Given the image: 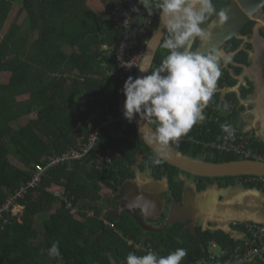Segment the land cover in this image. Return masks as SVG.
Listing matches in <instances>:
<instances>
[{"label": "trees", "instance_id": "obj_1", "mask_svg": "<svg viewBox=\"0 0 264 264\" xmlns=\"http://www.w3.org/2000/svg\"><path fill=\"white\" fill-rule=\"evenodd\" d=\"M88 1L0 0V73L10 75L8 83L0 79V207L31 180L36 165L47 164L46 160L53 155L79 149L101 128L107 115L117 111L121 81L115 72L119 69L115 55L108 56L106 48L113 49L120 42L122 30L115 24L112 13L123 1L103 0L107 7L105 14L93 11ZM230 3L231 0H213L217 12ZM17 4H21V12L27 14L29 26L16 21L5 32ZM138 4L143 9V5ZM153 13L157 27L159 16ZM215 18L213 15L201 27ZM248 29L249 25L244 29L246 35L251 34ZM32 33L36 34L35 39ZM136 33L130 47L133 53L139 54L144 39L149 41L153 33L143 35L139 30ZM234 40L238 48L242 41ZM198 46L199 42L194 49ZM167 55L168 50L161 46L151 71ZM248 60L245 50L234 57L237 63H248ZM230 68L237 75L241 74V68ZM69 72L79 73L80 80L67 77ZM236 83L225 69L221 71L216 88L220 90ZM80 94L88 97L85 110L80 109V104L76 106ZM225 104L221 95L214 92L205 109L206 119L194 125L183 136L186 140L174 144L175 148L206 162L241 160L235 155L214 153L189 140L190 136L214 140L222 134L224 122L219 112L225 109ZM34 114L38 116L36 120L19 125L20 120ZM94 115L99 116L95 122L91 121ZM152 126L156 128L155 124ZM120 129L101 128L97 145L85 159L66 161L48 169L41 185L21 202L25 206L22 223L18 219H11L5 225L0 223V264H122L129 252L138 256L145 254L144 248L138 249L137 244L153 248L161 256L183 248L187 255L181 264H198L206 261L207 244L211 240H217L224 248L237 245L223 232L198 230L199 239L188 225L177 224L168 231L146 232L127 213L116 218L109 209L114 206L115 199L105 200L103 191L115 192L122 188L136 178L137 168L144 173L151 171L157 180L168 178L167 201L170 202L173 198L182 200L185 177L195 178L201 190L212 182V179L186 174L162 159V163L154 165L153 159L159 157L137 136L134 121L129 131L123 133ZM201 132L204 138L200 137ZM259 152L264 153V148ZM108 153L113 161L100 170L98 157ZM229 178L237 181L245 180L246 176L220 178L219 181ZM53 186L65 189L76 214L47 192ZM55 206L56 212L42 226L43 242L34 243L29 230L33 229L35 217L45 215ZM167 218L163 214L162 219ZM57 241L62 256L53 259L48 256L47 249ZM257 264H264V259L257 260Z\"/></svg>", "mask_w": 264, "mask_h": 264}, {"label": "clouds", "instance_id": "obj_2", "mask_svg": "<svg viewBox=\"0 0 264 264\" xmlns=\"http://www.w3.org/2000/svg\"><path fill=\"white\" fill-rule=\"evenodd\" d=\"M138 2L147 10L146 15L151 16L154 11L158 13L161 25L166 30L162 47L168 50V55L150 73L146 68L138 67L148 75L129 76L125 80L121 90L125 96L123 116L130 123L139 116L140 120L155 124V141L168 145L186 136L194 125L206 119L204 109L212 99L221 76V57L215 51H193L192 46L196 38L207 39L209 33L201 25L208 22L210 17L217 15L221 22L227 17L223 12H217L213 0ZM132 11L138 9L134 7ZM230 59L225 58V62ZM227 107L225 104L224 108ZM221 130L228 136L233 134L229 124H222ZM160 163V158L153 159L154 165ZM47 254L53 259L61 258L58 241L51 244ZM186 255L187 250L183 248H177L166 256L148 249L139 256L129 252L122 264H181Z\"/></svg>", "mask_w": 264, "mask_h": 264}, {"label": "crops", "instance_id": "obj_3", "mask_svg": "<svg viewBox=\"0 0 264 264\" xmlns=\"http://www.w3.org/2000/svg\"><path fill=\"white\" fill-rule=\"evenodd\" d=\"M88 5L98 14L107 13V7L104 5L103 0H89ZM242 9L245 11L244 8ZM223 28L216 26L212 30H207L209 33L207 39L202 40L197 38V42H199L198 51L202 52L203 48L208 47V52L215 51L218 53L221 57L219 62L221 71L228 69L232 77L237 81L235 86H227L220 90L217 88L215 89L216 93L219 91L218 93L221 95L222 102L230 106L228 109L220 111L219 117L223 120L224 124H229L233 129L250 135L253 138L255 148L260 151L264 148V35L257 32L254 35V39L249 41L251 48L249 46L245 50L249 54V62L242 64L234 61V57L239 52L243 51L244 47L242 46L238 50L231 49L228 43L233 39H229V41H227L228 43L225 44L217 43L213 47V42L217 39V30L221 31ZM246 42H248V40H246ZM104 48H106V46L102 48V52ZM192 50L197 51V49L194 50L193 48ZM227 57L231 58L229 62H225V58ZM231 66L241 68V74L237 75L235 70L230 68ZM112 72H115V70ZM67 77L76 81L80 80V75L76 72H69ZM97 78H99V75H97ZM24 99H26V97H24ZM76 99V106L80 104V109L85 110L84 103L88 97L80 94ZM37 118L38 116L34 114L22 121L25 122L24 125H26L29 121L36 120ZM98 119L99 116L94 115L91 121L95 122ZM17 164L18 162H16V165ZM134 179L135 186L137 185L139 188L132 186L133 188L128 190L126 198L130 200L126 202L130 203L132 201L131 199L135 197L134 193H136L137 189H142L144 186L145 188H149L147 199L148 206L151 207L153 203L152 195L155 194L154 190L161 187L160 181L153 176L151 171H146L144 173L139 169L136 170V178ZM165 180L167 181V179ZM184 181L185 187L191 190V194H188L187 197L190 200H188L189 210L192 209L191 212L194 213L196 218V224H194L196 234H198V230L203 232H223L234 240H241L244 236L243 233L240 232L241 230L235 228L234 224L236 222L264 223V188L262 186L258 184L248 186L243 180L237 179L236 183L233 185H229L228 183L224 186L221 184L220 187L218 183H215L210 186L208 190H204L200 193L195 190V187L198 185L196 179L193 180L190 177H185ZM167 182L166 183L169 184V180ZM225 187L227 189H225ZM112 193L115 195L113 198V200L115 199V204L109 209L112 213L113 210H116L115 208H117L118 205L119 216L113 215L116 218H120V216L122 218L123 214L126 212H120V203L118 201L119 192L115 191ZM166 204L165 201L162 205L158 204L160 211L166 208ZM150 207L147 208V210L140 209V218L144 219L145 222L151 221L146 220V214L144 213V211L150 212ZM56 209L57 206L51 208L45 215L43 214L35 217L33 229L29 230L30 237L34 243L40 244L43 242V235L41 232L42 226L46 219L56 212ZM154 210L155 209H153V211ZM161 213H165V215L169 216L170 208H166ZM23 216L24 212L19 218V222L21 223ZM200 219L202 220V225L197 223ZM197 238L200 239L201 237L198 235Z\"/></svg>", "mask_w": 264, "mask_h": 264}, {"label": "built area", "instance_id": "obj_4", "mask_svg": "<svg viewBox=\"0 0 264 264\" xmlns=\"http://www.w3.org/2000/svg\"><path fill=\"white\" fill-rule=\"evenodd\" d=\"M122 4L118 6L114 12L113 20L122 30L120 42L113 49H107V55L116 57L118 72L116 76L121 81L118 92V106L116 112H110L102 123L101 128L115 127L120 129L121 132H127L130 129V122H128L123 116V105L125 96L122 93V88L125 80L129 77H136L137 70L140 67L142 58L144 56L148 41L144 39L142 52L135 54L131 50V43L133 41L134 30L136 26V19L139 12L142 10L141 6L136 0H122ZM137 8L138 11H132L133 8ZM156 15L153 13L151 16L148 14L143 17V25L139 29L143 35H148L149 32H154L156 29ZM126 66H131L128 68ZM206 110H204V113ZM101 128H98L91 134L88 143L83 144L79 149L68 151L62 155H53L46 160L47 164H38L35 166L31 180L13 195L0 207V223L5 225L10 222L11 219H19L20 215L25 210V206L21 203L24 201L31 190L37 189L48 169L57 166L60 163L66 161H79L85 159L93 148L97 145L99 140V132ZM233 129V128H232ZM200 137H203L201 132ZM186 140L185 137L179 138L176 142L171 144L181 143ZM189 140L193 141L197 146H203L214 153L222 155H235L241 159H252L264 162V153H260L254 146L253 138L245 133H242L236 129H233V134L228 136L226 133L218 135L214 140L199 139L195 136H190ZM98 168L101 170L107 163H112L111 153L108 155L98 157ZM247 184H258L264 188V176H247L245 179ZM47 192L52 194L55 198L61 200L66 204L67 210H72V214H76L77 210L73 207L70 198L66 194V191L62 187L53 186L47 189ZM75 209V210H74ZM235 228L241 230L243 238L241 240H235L237 245L232 248H224L217 240H211L207 244V259L204 262L198 264H257V260L264 259V223L256 222H236ZM131 244H134L131 242ZM138 249L144 248V250L152 249L142 245L136 246Z\"/></svg>", "mask_w": 264, "mask_h": 264}, {"label": "water", "instance_id": "obj_5", "mask_svg": "<svg viewBox=\"0 0 264 264\" xmlns=\"http://www.w3.org/2000/svg\"><path fill=\"white\" fill-rule=\"evenodd\" d=\"M263 7L264 0H234L233 3L229 7H227L223 12L227 17V19L223 22L227 21V25L221 31L217 30V39H215V41L213 42V47L217 43H228L227 41H229V39L231 40L236 37L245 27V25H247L251 21V17H254L256 14H258ZM242 8H244L245 11H243ZM145 15V11L141 10L139 12V15L137 16V19L135 21L137 26V29L135 30V35L137 34V30L142 27L143 17ZM217 21L220 23V18H218ZM164 34H166V30L161 25V22H159L156 27V30L153 32L151 38L148 41L144 56L140 64V67L146 68L149 73L153 68L158 52L162 46ZM207 48L208 47L203 48L201 53H208ZM148 72H141L138 69L136 77L146 76L149 74ZM134 126L137 136L145 143L146 146L153 150L160 159H162L165 163L169 164L170 166H173L193 177L220 179L226 177L240 176H264L263 161L241 159L231 162L214 163L193 159L188 155L182 154L171 143H169L168 145H161L159 142L155 141V128L148 121H142L140 120L139 116H137L134 120ZM134 181L135 179L126 182L122 186V188L117 190L119 192L118 201L120 203V212H126L127 214H129L137 222V224H139L146 232L168 231L171 230L176 224H183L190 226L193 235L198 237L194 225L196 224V218L194 216V213L191 212L192 209L189 210L190 200L187 196L190 190H188L187 187L184 188L182 203H180L177 199L173 198L171 202L168 200V204L165 205L166 208H170V214L168 216L167 227L163 229V227L161 226L157 228L153 227L149 222H145L144 219L140 218V209L147 210V208L150 207L148 206L147 199V192L149 191V188H145L144 186L143 188L140 187L142 189H137L136 193H134L135 197L133 196L134 198L131 199L132 201L130 203L126 202H129L130 200L126 198V193L128 192V190L130 188H133L132 186H134L135 188H139L137 187V185L135 186ZM163 181L159 182L161 183V187L154 190L155 194L152 195V202L154 204L152 203V206L150 207V212L144 211V213L146 214L145 218H147L148 220L156 218V215L158 213H161L163 210L166 209L164 208L160 211V208H158V204L162 205L164 203V198L166 197V195L170 194V185L167 184L168 178L167 181ZM177 208H184L185 212H187L186 216L181 217L177 211ZM153 209L155 210L153 211ZM200 241L202 244L203 241Z\"/></svg>", "mask_w": 264, "mask_h": 264}, {"label": "rangeland", "instance_id": "obj_6", "mask_svg": "<svg viewBox=\"0 0 264 264\" xmlns=\"http://www.w3.org/2000/svg\"><path fill=\"white\" fill-rule=\"evenodd\" d=\"M244 1H246V0H244ZM241 4V3H240ZM143 11H145L146 13H148L147 12V10L143 7V9H142ZM261 17L259 16L258 17V19H260ZM262 20V22H264V20L263 19H261ZM17 21V23L18 24H26L27 26H29V18H28V16H27V14L24 12H21V4H17V5H15L14 6V8H13V10H12V13H11V15H10V18H9V20H8V22H7V24H6V28H5V32H7V30L9 29V27L13 24V23H15ZM209 25H211V27H209ZM226 25H227V21L226 22H218L216 19L215 20H213V21H211L210 23H208L204 28L206 29V30H212L214 27H221V28H223V27H226ZM32 35V38L33 39H35L36 38V34H31ZM194 49V48H193ZM195 50V49H194ZM196 51V50H195ZM0 79L4 82V83H8V81H9V79H10V75L9 74H7V73H0ZM23 120V119H22ZM22 120H20V122H19V125L20 126H24V124H25V122H23ZM205 124H207L206 122H205ZM172 145L175 147V145L172 143ZM14 162H18V161H16V160H14ZM19 164V163H18ZM104 168H101V170H103ZM138 169V168H137ZM140 174V173H139ZM191 179H195V178H192V177H190ZM165 179H167V177H164L163 179H161V180H159V181H162V180H165ZM166 181V180H165ZM239 182V181H238ZM217 184L218 183V185L220 186L221 184H223L224 186H226L228 183H230L231 185H233L234 183H236V181H235V179L233 178V179H231V178H229V179H222V180H220L219 181V179H212V182L209 184V185H207L206 187H204V189H202L201 190V187L199 186V185H197L196 187H195V190L196 191H198V192H200V193H202V191H206V190H208L209 188H210V186H212L213 184ZM235 185H237V184H235ZM238 186V185H237ZM221 187V186H220ZM184 188H185V184H184ZM184 188H183V192H184ZM225 189H227L226 187H225ZM190 190V189H189ZM191 192V190L189 191V194H191L190 193ZM103 195H104V199L105 200H107V199H113L114 197H115V195H113V193H112V191H110V190H104L103 191ZM167 196V198H168V195H166ZM104 200V205L107 207V201H105ZM182 201H183V195H182V200L181 201H179L180 203H182ZM166 203V202H165ZM168 209V208H167ZM178 210V213H179V215L182 217V216H186V212H185V210H184V208H177ZM154 214V213H153ZM161 214L163 215V213H158L157 215H156V218H154V219H152L149 223L153 226V227H158L159 225L156 223L157 221H159V218H160V216H161ZM201 218V217H200ZM148 222V221H147ZM202 220L200 219V221H198L197 223L198 224H200V225H202ZM190 227V226H189ZM198 235V234H197Z\"/></svg>", "mask_w": 264, "mask_h": 264}, {"label": "flooded vegetation", "instance_id": "obj_7", "mask_svg": "<svg viewBox=\"0 0 264 264\" xmlns=\"http://www.w3.org/2000/svg\"><path fill=\"white\" fill-rule=\"evenodd\" d=\"M233 1L234 0H231V3H230V5L233 3ZM229 5V6H230ZM228 6V7H229ZM226 9V8H225ZM225 9H223L221 12H224V10ZM261 17L260 19H258V17ZM219 18V16H217L216 15V20ZM214 19V20H215ZM261 19H263L264 20V7L262 8V10H261V12L260 13H258V14H256L254 17H251V21L247 24V25H245V27L241 30V32L236 36V37H234L233 38V40L232 41H230L229 43H228V46H230L231 47V49H234V50H238L239 48H241L242 46L244 47V49L243 50H246V48H248L249 46H251V44H250V42L249 41H251V40H253L254 39V35L257 33V32H260V34L261 35H264V33H263V31H264V22H262V20ZM213 21V20H212ZM252 23H254L253 25H251ZM249 25V29L248 30H250L251 31V34H245L244 33V29L246 28V26H248ZM234 39H238V40H241L242 42L240 43V45L238 46V48H236L235 46H236V41L234 40ZM246 40H248V42H246ZM196 42H197V38H196V40L194 41V44H193V46H192V48H195L194 46H195V44H196ZM199 47V46H198ZM198 47L196 48L197 50H198ZM236 48V49H235ZM206 109V108H205ZM204 109V110H205ZM197 181V180H196ZM244 182H245V180H243ZM247 184V183H246ZM164 201L168 204V201H167V196L164 198ZM116 210H113L112 211V214H114L115 216H119L118 214V205H117V208H115ZM163 214H165V213H163ZM162 214H161V216H160V218H159V221H157L156 223L159 225L158 227H163V229L164 228H166L167 227V224H168V218L166 219V220H163L162 219ZM120 218H121V216H120ZM146 220H148V219H146ZM177 225V224H176ZM175 226V225H174Z\"/></svg>", "mask_w": 264, "mask_h": 264}]
</instances>
